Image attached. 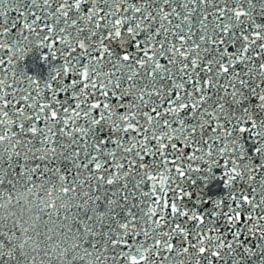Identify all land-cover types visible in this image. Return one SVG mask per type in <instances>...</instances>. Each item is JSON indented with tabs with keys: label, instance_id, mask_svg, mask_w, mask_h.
<instances>
[{
	"label": "snow or ice",
	"instance_id": "6c2138e0",
	"mask_svg": "<svg viewBox=\"0 0 264 264\" xmlns=\"http://www.w3.org/2000/svg\"><path fill=\"white\" fill-rule=\"evenodd\" d=\"M0 264H264V0H0Z\"/></svg>",
	"mask_w": 264,
	"mask_h": 264
}]
</instances>
